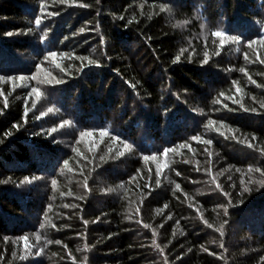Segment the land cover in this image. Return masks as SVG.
Returning a JSON list of instances; mask_svg holds the SVG:
<instances>
[{"label": "trees", "instance_id": "trees-1", "mask_svg": "<svg viewBox=\"0 0 264 264\" xmlns=\"http://www.w3.org/2000/svg\"><path fill=\"white\" fill-rule=\"evenodd\" d=\"M0 77V264H264V0H0Z\"/></svg>", "mask_w": 264, "mask_h": 264}, {"label": "snow or ice", "instance_id": "snow-or-ice-1", "mask_svg": "<svg viewBox=\"0 0 264 264\" xmlns=\"http://www.w3.org/2000/svg\"><path fill=\"white\" fill-rule=\"evenodd\" d=\"M61 2H65V0H61ZM80 6H81V7H84V6H86V5L81 4ZM49 15H51V13H49ZM35 24H36L37 26H39V25L41 24V19H40L39 17L36 18V20H35ZM212 35L215 36V37H219L220 40H221V42H223V40H224V33L220 32V31H216V32H213ZM231 39H232L234 42L236 41V38H235V37H232ZM249 46H251V45H249ZM50 55H51L52 57H55V56L57 55V53H54V52H53V53H51ZM176 59L178 60L179 57H177ZM205 62H207V61H205ZM88 63L92 64V63H95V61L89 60ZM241 71H243V69H242ZM3 79H4L3 77H0V80H3ZM16 79H23V78L20 77V78H16ZM253 82H254V81H253ZM257 86L259 87L260 85H257ZM32 91L36 94L37 97H39V96L41 95V93H40V91H39L38 89H33ZM5 107H7V100H6V99H5ZM262 107H264V104H262ZM49 111H51V109H49ZM213 123H214V122L209 121V125H208V126H211ZM61 126H64V125H61ZM16 127L18 128L19 125H17ZM55 130H56V129H53L52 131H55ZM106 134H107V133L101 132V135H106ZM8 135H10V133H8ZM86 135H92V133H91V132H82V133H81V136H86ZM253 139H255V137H253ZM203 143H205V144H211V141L205 140V141H203ZM248 146H249V147H252L251 143H249ZM124 148H125V149H128V150H131V146H130L129 144H127V143L124 144ZM166 151H167V150H166ZM119 154H120V155H123V152H121V153H119ZM209 155H211V154H209ZM154 158H155V157H144L145 160H148V159H154ZM250 171H251V169H250ZM256 171L260 172L261 170H260V169H256ZM177 175H179V173H177ZM261 175H264V172H261ZM26 182L31 183V180L26 181ZM157 183H159V181H157ZM52 184L55 185V184H56V181L53 180V181H52ZM217 186L219 187V185H217ZM176 187H177V189H179L180 186H179V185H176ZM245 190L247 191V189H245ZM205 223H207V221H205ZM144 226H145V227H148V225H144ZM42 227H43V225H42ZM209 227H211V225H209ZM222 229H223V225H221L220 228L217 229V230H218V231H221V234H223V233H222ZM154 235H155V233H154ZM35 239H36V242L38 243V242L40 241L41 237H40L39 235H37V236L35 237ZM23 240L25 241L26 248H27V247H34V245H30V244H29V238H28V237H24ZM56 243H59V241H56ZM153 243L155 244V241H153ZM157 247H158V245H157ZM40 251L42 252L43 249H41ZM37 254H39V253H37ZM21 258H24V257H21Z\"/></svg>", "mask_w": 264, "mask_h": 264}]
</instances>
